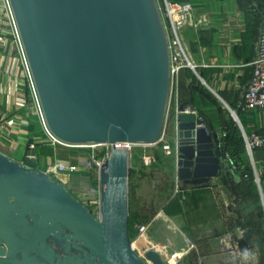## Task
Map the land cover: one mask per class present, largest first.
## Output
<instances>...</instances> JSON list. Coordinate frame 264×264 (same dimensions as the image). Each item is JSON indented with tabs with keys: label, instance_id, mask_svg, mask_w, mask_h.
<instances>
[{
	"label": "water",
	"instance_id": "1",
	"mask_svg": "<svg viewBox=\"0 0 264 264\" xmlns=\"http://www.w3.org/2000/svg\"><path fill=\"white\" fill-rule=\"evenodd\" d=\"M10 3L56 138L100 146L160 141L170 58L156 0ZM186 107L173 117L177 178L186 187L209 188L228 164L218 134L197 129ZM100 184L98 221L63 183L0 155V264H145L131 248L126 151L112 152ZM145 258L168 264L154 250Z\"/></svg>",
	"mask_w": 264,
	"mask_h": 264
},
{
	"label": "crops",
	"instance_id": "2",
	"mask_svg": "<svg viewBox=\"0 0 264 264\" xmlns=\"http://www.w3.org/2000/svg\"><path fill=\"white\" fill-rule=\"evenodd\" d=\"M169 1L191 2L195 8L192 25L181 33L194 70L183 69L179 74L180 105L193 107L196 112L205 116L209 133L218 134L220 142L222 137L221 148L225 146L224 123L228 113L230 116L232 113L236 114L248 133L255 130L264 133V110L246 113L243 109L245 92L252 74L251 63L256 56L264 0ZM2 31L4 34L0 35V155L43 172L59 162L71 164L84 162L86 152L54 147L45 137L25 85L17 49L8 35L9 28L4 25ZM173 117L174 114L169 119L172 128ZM235 126L243 139L240 128L237 124ZM241 142L244 149L237 154L243 166L240 171L243 175L251 177L254 182L256 171L261 177L264 175V151L257 150L250 157L244 139ZM31 145L35 148L30 149ZM235 159H237L235 155H228L224 151V163H227L228 167L222 170L219 177L212 180L209 188L186 187L181 184V193L187 194L189 199L186 198V203L182 204L180 213L170 214L181 232L173 233L162 221H157L150 232L157 252L168 256L184 252L187 250L185 239H190L196 245L197 252L187 255L182 261L183 264H192L196 260L199 262L200 258L207 261L209 256L215 257L222 253L216 234L223 231L224 223L218 215L213 217L208 213L214 208L212 204L217 203L214 200V191L221 189V186L228 190L229 197L225 195V199H229L231 206L236 203L240 206L248 204L264 211L259 188L255 183L256 187L254 185L253 187L256 188V196L252 193V186L243 184L248 178L239 182L240 189L236 190L233 187L232 184H236ZM258 165L262 166L260 171ZM43 167L46 170H43ZM56 181L63 183L69 192L72 190L77 196L75 198L82 202L86 199V191L98 184V173L91 172L89 175L79 173L71 177L62 175L58 176ZM262 184L264 185V179ZM196 211L203 213L204 220L199 216L194 217L190 224L185 216L189 212L194 215ZM233 211L231 208L230 212ZM242 217L244 221L248 219L243 214ZM250 218L256 219L255 215ZM234 221L227 224L225 230L234 232L238 223L235 224ZM157 226L165 229L166 238L157 237L155 233ZM242 238H245L244 235ZM168 241L172 242L171 247L167 245Z\"/></svg>",
	"mask_w": 264,
	"mask_h": 264
},
{
	"label": "built area",
	"instance_id": "3",
	"mask_svg": "<svg viewBox=\"0 0 264 264\" xmlns=\"http://www.w3.org/2000/svg\"><path fill=\"white\" fill-rule=\"evenodd\" d=\"M157 3V1H156ZM159 15L161 22L165 31L168 51L170 58V91L167 103L166 118L164 123V129L160 141L157 144H161L163 151L167 154L172 153L173 147L166 141V125L170 119V113L174 111V114L178 113V108L181 106L178 95V77L183 69L194 70L189 55L186 48L184 47L181 33L182 31L191 26L194 20V5L191 2H176L169 0H161L157 3ZM0 35L4 34L2 27L6 25L9 28V34L12 38V42L15 45L18 52V60L20 62L23 77L25 80V85L28 89L30 100L32 101L36 115L39 119L42 131L45 137L49 140V143L54 147H61L66 149L74 150H86L87 157L86 160L79 164H71L65 162L56 163L47 168L46 173L52 179L56 181L58 176H68L79 173L90 174L91 172L98 173V184L94 187H90L86 191V199L81 203L86 207L88 211L91 212L94 218L98 221L101 219V204H102V189L100 184V171L103 164L109 159L110 155L114 150H124L128 154L129 165L134 160L133 153L137 148L144 145H132V144H117V145H69L58 138H56L50 131L44 113L41 106V102L37 93V89L33 80V76L30 70V66L27 60V56L24 50V46L21 40V36L17 27V23L13 14L10 0H0ZM206 24V23H205ZM252 74L248 87L245 92L244 106L243 109L246 113L257 112L264 110V10L262 12V17L259 25L258 39H257V49L256 56L251 63ZM186 114L193 113L197 117V129H204L209 133L208 124L206 120L195 110L192 111L191 107H186ZM238 127L241 130L246 151L253 156V153L257 150L264 151V133H260L255 130L248 133L240 120L237 119ZM175 150L178 151V140L177 137L174 141ZM30 149L35 147L31 145ZM102 148V151H97ZM177 154V153H176ZM145 164H148L147 157H143ZM262 179L257 171L255 172L254 183L259 188L261 201L264 207V185L262 184ZM182 192L181 182L177 178V188L175 194H180ZM184 200V198H183ZM157 221H162L164 225L173 233H180L181 231L174 223L173 219L168 217L164 210H162L156 217L152 218L148 223L139 225L137 227V234L133 240H131L132 250L141 258L145 264H152L145 258V254L148 251H157V246L150 237V232L153 229ZM241 236L244 234L240 233ZM187 250L184 252H176L170 256L164 255L168 264H181L183 259L189 255L191 252L196 251V245L190 240L185 239ZM143 242V246L138 248L136 245ZM224 250L232 252V254H237L235 241L230 235H226L220 240ZM167 245L171 247L173 244L171 241L167 242ZM161 254V253H160ZM163 255V254H162Z\"/></svg>",
	"mask_w": 264,
	"mask_h": 264
},
{
	"label": "rangeland",
	"instance_id": "4",
	"mask_svg": "<svg viewBox=\"0 0 264 264\" xmlns=\"http://www.w3.org/2000/svg\"><path fill=\"white\" fill-rule=\"evenodd\" d=\"M156 1L158 3L161 0ZM170 114V117H172L174 111H172ZM225 117L227 123L231 124L232 126L236 125L229 113ZM166 126V141L173 147L171 154L165 153L163 151L162 145L157 143L153 145L141 146L133 153L134 160L129 165V214H131V216L139 215L141 217L154 218L170 203L171 205L169 206L168 210L179 206L178 204L181 194H175L177 188V152L174 149L176 131L174 127H171L169 121L167 122ZM79 151L86 152L84 149ZM97 151H102V148L98 149ZM144 156L147 157L148 164H145L143 161ZM235 166L237 167L235 176L236 184L233 185L237 187L239 182L246 180L248 176L243 175L240 171L243 166L239 160L236 161ZM42 169L46 170L45 167ZM261 169L262 166L258 165V170L260 171ZM221 187V189H215L214 200H216L217 203L216 205L212 204L214 208L213 210H209L208 213H210L213 217L218 215L222 219L221 222L224 223V228L222 226L223 231L216 234V236L219 237V244L223 237L230 235L235 241L236 250L238 252L237 254H232V252L224 250L220 244L222 251L220 255H215V257L209 256L207 261L200 258L198 259L200 260L199 262H196V260L192 264L195 262L196 264H264V251L262 250L261 246L257 245V243H254V240L250 243V245H245L241 242L243 236H241L240 233L245 234V231L237 227L235 229L236 232H228L225 230L227 229L226 225L231 223V221L233 222L235 220L234 223L236 224L239 221L240 215L243 214L245 217L250 219L251 216H256L258 212L262 211L259 210L261 208L257 209L254 208V206H249L248 204L240 206L239 203L233 204L231 206L232 203L229 202V199H225V195L226 197L228 196V190L225 189L224 186ZM70 193L74 197H77L72 190H70ZM187 198L189 199L188 195ZM231 208L234 210L233 213L230 212ZM261 214L262 227L264 229V211H262ZM198 216L204 220L203 213L201 214L197 211L194 213V215L190 214L189 212L185 217L188 218L187 220L191 224V219L193 220L194 217L198 218ZM155 233L159 239H164L167 236V232L164 228H162V226L161 228L159 226ZM196 252L197 248L196 251H193V253ZM181 264H183V262Z\"/></svg>",
	"mask_w": 264,
	"mask_h": 264
},
{
	"label": "trees",
	"instance_id": "5",
	"mask_svg": "<svg viewBox=\"0 0 264 264\" xmlns=\"http://www.w3.org/2000/svg\"><path fill=\"white\" fill-rule=\"evenodd\" d=\"M178 91L180 93V85L178 83ZM182 102V101H181ZM181 104V103H180ZM184 105V104H182ZM201 116L206 120L205 116L203 114H201ZM207 121V120H206ZM224 127L226 130V137L224 139L225 142V146H223L221 148L223 155H224V151L228 154V155H235V157L237 158V160H239V158L237 157V154H240V151H243V145L241 142L243 139L241 138V136L239 135L238 130L236 129V127L227 122L224 123ZM240 139V140H239ZM234 158V157H233ZM236 160V161H237ZM240 161V160H239ZM237 170V169H235ZM236 174V171H235ZM243 184H247L249 187H253V185L255 186L253 179L250 177H248V181L246 183ZM233 185V184H232ZM231 185V186H232ZM235 186V185H233ZM256 187V186H255ZM255 187H253V191L252 193L256 196V192H255ZM236 190L241 188V185H238L237 187L235 186ZM181 194L180 197V201H179V206L176 208H173L171 210H168L169 206L171 205V203L164 209L165 214L171 218L170 214H175V213H180L182 210V204H185V200L187 198V194ZM179 194V195H180ZM184 198V200H183ZM260 210V209H259ZM262 211L258 212L256 214V219L255 218H250L247 219L246 221L243 220L242 215L239 216V221L237 223V228H240L241 230L247 232L249 234V238H242L241 242L245 245H250V243L253 241L254 243H257V245L261 246L262 250L264 251V229L262 227ZM258 218V220H257ZM151 220V218L148 217H141L139 215H134V216H129V223H128V229H129V235H130V239L133 240L137 234V227L139 225L148 223ZM256 238V239H254Z\"/></svg>",
	"mask_w": 264,
	"mask_h": 264
},
{
	"label": "bare ground",
	"instance_id": "6",
	"mask_svg": "<svg viewBox=\"0 0 264 264\" xmlns=\"http://www.w3.org/2000/svg\"><path fill=\"white\" fill-rule=\"evenodd\" d=\"M143 242H140V243H138L136 246L138 247V248H140V247H142L143 246Z\"/></svg>",
	"mask_w": 264,
	"mask_h": 264
}]
</instances>
